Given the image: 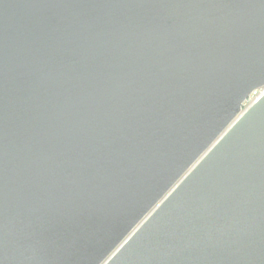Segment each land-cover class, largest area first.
Masks as SVG:
<instances>
[{
	"label": "water",
	"instance_id": "1",
	"mask_svg": "<svg viewBox=\"0 0 264 264\" xmlns=\"http://www.w3.org/2000/svg\"><path fill=\"white\" fill-rule=\"evenodd\" d=\"M263 84L264 0H0V264H264Z\"/></svg>",
	"mask_w": 264,
	"mask_h": 264
},
{
	"label": "built area",
	"instance_id": "2",
	"mask_svg": "<svg viewBox=\"0 0 264 264\" xmlns=\"http://www.w3.org/2000/svg\"><path fill=\"white\" fill-rule=\"evenodd\" d=\"M264 97V84L254 89L241 103L240 110L235 118L229 123V125L222 131V133L218 136L215 142L212 144L211 148L262 98ZM206 153H204L201 157H203ZM200 157V159H201ZM199 159V160H200ZM199 160L188 170L185 174L187 175L194 166L199 162ZM120 248L117 247L115 251L101 264H105L113 255L114 253Z\"/></svg>",
	"mask_w": 264,
	"mask_h": 264
}]
</instances>
